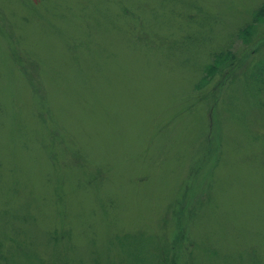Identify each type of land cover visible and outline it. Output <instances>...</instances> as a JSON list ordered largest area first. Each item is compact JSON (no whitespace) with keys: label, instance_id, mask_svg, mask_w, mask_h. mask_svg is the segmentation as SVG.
<instances>
[{"label":"rangeland","instance_id":"rangeland-1","mask_svg":"<svg viewBox=\"0 0 264 264\" xmlns=\"http://www.w3.org/2000/svg\"><path fill=\"white\" fill-rule=\"evenodd\" d=\"M263 3L0 0V264H264Z\"/></svg>","mask_w":264,"mask_h":264},{"label":"trees","instance_id":"trees-1","mask_svg":"<svg viewBox=\"0 0 264 264\" xmlns=\"http://www.w3.org/2000/svg\"><path fill=\"white\" fill-rule=\"evenodd\" d=\"M251 18L250 23L238 32V37L244 44L252 43L257 36L260 35L258 28L264 26V3L253 12ZM229 60H231L230 63H232V61L234 62L235 57L228 52L215 54L214 63L206 68L207 75L213 74L214 71H217L218 67L223 65L220 63H225V61ZM254 65L251 67L253 68ZM253 70L254 73L252 72V74L254 76V82L264 85V66L258 67L255 65Z\"/></svg>","mask_w":264,"mask_h":264}]
</instances>
